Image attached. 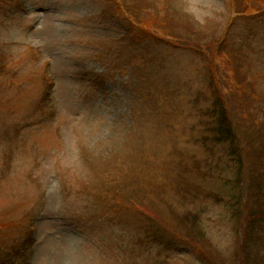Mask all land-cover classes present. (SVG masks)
<instances>
[{
	"label": "rangeland",
	"instance_id": "rangeland-1",
	"mask_svg": "<svg viewBox=\"0 0 264 264\" xmlns=\"http://www.w3.org/2000/svg\"><path fill=\"white\" fill-rule=\"evenodd\" d=\"M117 1L0 0V264H264L230 210L258 179L210 131L219 96L264 121V13L233 19L261 0H125L168 44Z\"/></svg>",
	"mask_w": 264,
	"mask_h": 264
},
{
	"label": "trees",
	"instance_id": "trees-1",
	"mask_svg": "<svg viewBox=\"0 0 264 264\" xmlns=\"http://www.w3.org/2000/svg\"><path fill=\"white\" fill-rule=\"evenodd\" d=\"M129 1V0H128ZM118 12L123 15L134 16L131 11H128V4L125 0H118ZM139 27L145 28L147 31L146 37H152L154 40L160 43L170 42L168 36L162 37L158 35L156 30H160L164 34H167L166 29L163 31L161 24H157L156 22L149 24L146 20L144 23L139 22ZM142 34V33H141ZM143 34V35H145ZM181 43V42H180ZM182 44V43H181ZM241 80V81H240ZM247 81V78L239 75L237 68L235 71L234 78L227 77L226 80L221 81L223 86H235L238 83H242L243 81ZM218 83V82H217ZM220 106H223L221 109L214 112L217 114V120L214 121L210 131L213 135V140L216 142L222 143H230L232 146L230 147L231 155L235 158L234 163H238L240 166V171L243 166L248 165V178L253 176L255 179H258L255 182L256 184L249 182L246 186L247 193L245 194L242 191V194H236L235 198H238L236 203H233L230 207L231 213L233 217L236 219L238 223H244V228H251L256 231L263 232L264 231V121L260 118L259 113L256 112V107H249L250 100L246 103H241L243 105L239 107H234L235 109H239L238 113L234 110L233 115L228 114L226 106H224V101L222 97H217L216 100ZM254 111V112H253ZM264 113V110H263ZM252 131V132H251ZM251 132V133H250ZM253 134H257V137L253 139ZM249 141L248 144L243 147L242 142L240 141ZM256 142V143H255ZM250 147V145H253ZM257 144V145H256ZM247 158L252 160L253 165L248 164ZM250 165V166H249ZM257 177V178H256ZM114 180V179H113ZM250 180V179H249ZM115 181V180H114ZM125 184V183H123ZM145 186V182L140 180H135L130 184V191L127 196L126 204L129 206H133L136 209H140L141 206L132 203L133 198L143 189ZM117 193V197H118ZM244 198L248 199V201L252 198L256 199L252 208L247 207L245 204ZM120 199V200H119ZM118 202L122 203L120 196L118 197ZM151 221H147L145 224V229L148 235L151 237L153 242H162L163 230L157 229L152 226ZM193 234V232H191ZM148 236V238H149ZM194 236V234H193ZM195 238V236H194Z\"/></svg>",
	"mask_w": 264,
	"mask_h": 264
}]
</instances>
